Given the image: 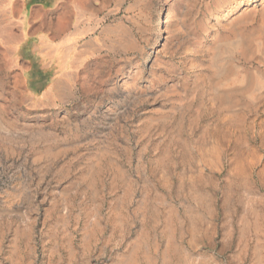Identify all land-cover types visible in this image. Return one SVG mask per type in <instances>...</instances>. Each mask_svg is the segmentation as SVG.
<instances>
[{
  "label": "rangeland",
  "instance_id": "obj_1",
  "mask_svg": "<svg viewBox=\"0 0 264 264\" xmlns=\"http://www.w3.org/2000/svg\"><path fill=\"white\" fill-rule=\"evenodd\" d=\"M17 3L0 264H264V0H105L102 52L53 58Z\"/></svg>",
  "mask_w": 264,
  "mask_h": 264
},
{
  "label": "crops",
  "instance_id": "obj_2",
  "mask_svg": "<svg viewBox=\"0 0 264 264\" xmlns=\"http://www.w3.org/2000/svg\"><path fill=\"white\" fill-rule=\"evenodd\" d=\"M107 9L105 0H40L37 4L18 0L8 19H11L10 26L18 25L17 32H39L38 45L43 47V56L53 58L63 40L69 38L73 44L83 36L87 38L82 44L84 53H101L104 34L116 32L112 28L114 24L104 22L109 14ZM56 37H62V41H53Z\"/></svg>",
  "mask_w": 264,
  "mask_h": 264
},
{
  "label": "bare ground",
  "instance_id": "obj_3",
  "mask_svg": "<svg viewBox=\"0 0 264 264\" xmlns=\"http://www.w3.org/2000/svg\"><path fill=\"white\" fill-rule=\"evenodd\" d=\"M231 5H232V4H231ZM225 9H226V8H225ZM227 10H228V9H227ZM229 11H230V10H228L227 13H228ZM237 11H238V10H237ZM227 13H224L222 18H224V17L227 15ZM159 15H160V14H159ZM232 28H233V27H232ZM234 32H235V31H234ZM255 44H256V43H255ZM245 50H246V49H245Z\"/></svg>",
  "mask_w": 264,
  "mask_h": 264
}]
</instances>
